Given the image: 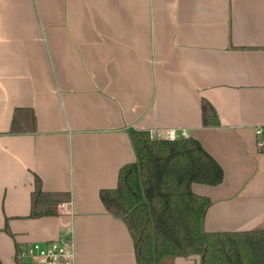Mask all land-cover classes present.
Masks as SVG:
<instances>
[{"label": "crops", "instance_id": "crops-1", "mask_svg": "<svg viewBox=\"0 0 264 264\" xmlns=\"http://www.w3.org/2000/svg\"><path fill=\"white\" fill-rule=\"evenodd\" d=\"M19 108L34 130L12 132ZM171 128L223 167L195 185L205 230L263 227L264 0H0V264L69 229L76 264H138L101 192L137 160L133 131ZM37 177L69 196L57 215L30 216Z\"/></svg>", "mask_w": 264, "mask_h": 264}, {"label": "trees", "instance_id": "trees-1", "mask_svg": "<svg viewBox=\"0 0 264 264\" xmlns=\"http://www.w3.org/2000/svg\"><path fill=\"white\" fill-rule=\"evenodd\" d=\"M204 124L218 125L213 106L203 105ZM36 127L32 110H16L12 132ZM137 160L119 172L115 188L101 192L109 213L122 219L133 238L138 264H171L176 257L199 255L201 264H264V226L252 230L206 231L212 204L195 185L217 186L224 180L220 163L194 136L155 139L133 131ZM69 200L42 189L39 177L32 194L31 217L53 216Z\"/></svg>", "mask_w": 264, "mask_h": 264}, {"label": "built area", "instance_id": "built-area-1", "mask_svg": "<svg viewBox=\"0 0 264 264\" xmlns=\"http://www.w3.org/2000/svg\"><path fill=\"white\" fill-rule=\"evenodd\" d=\"M152 138L177 140L189 137L188 133L171 128L149 131ZM262 133V130H258ZM73 232L67 230L60 238L49 242H32L19 248L14 264H76Z\"/></svg>", "mask_w": 264, "mask_h": 264}]
</instances>
